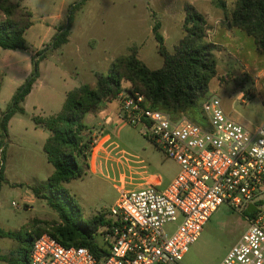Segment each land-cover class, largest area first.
<instances>
[{
    "label": "rangeland",
    "instance_id": "obj_1",
    "mask_svg": "<svg viewBox=\"0 0 264 264\" xmlns=\"http://www.w3.org/2000/svg\"><path fill=\"white\" fill-rule=\"evenodd\" d=\"M9 1L26 6L31 13L32 27L26 32L27 49L22 53L30 60L13 58L10 54L15 51L0 48V68L5 69L0 112L9 102L8 95L26 65L32 70V60L38 58L36 54L50 44L56 29L66 23L68 8L79 0ZM218 1L224 9L215 6L217 0H211V4L209 0H89L74 13L70 45L49 51L38 61L42 83L27 101L25 113L12 117L7 136L0 144L1 230L23 232L29 241L26 232L32 234V227L58 221L57 214L27 188L45 181L53 171L42 149L48 133L36 127L32 117L55 114L60 110L55 98L63 90L94 85L97 73H107L115 59L131 52L148 69H159L163 60L151 28L154 22H159L164 46L172 53L182 37L186 4L205 18L206 40L215 45L216 77L209 83V98H217L224 115L248 130L262 122L264 56L257 53L250 36L228 24L236 0ZM4 21L5 16L0 12V22ZM48 92H53L55 97L46 98ZM120 124L119 130L100 125L84 133L91 141L89 168L82 177L64 185L78 206L77 209L66 202L76 220L86 222L93 215L105 214L120 190H136L149 181L162 190L178 173L177 164L156 149L141 134L139 126ZM242 218V212L221 204L177 264H219L246 231L248 224ZM3 258L25 264L16 243L0 237V264H8Z\"/></svg>",
    "mask_w": 264,
    "mask_h": 264
},
{
    "label": "built area",
    "instance_id": "obj_2",
    "mask_svg": "<svg viewBox=\"0 0 264 264\" xmlns=\"http://www.w3.org/2000/svg\"><path fill=\"white\" fill-rule=\"evenodd\" d=\"M117 97L119 121L139 126L177 164V175L162 190L149 181L118 192L96 235L97 256L41 234L31 241L29 264H177L221 204L242 212L248 226L219 264H264V119L248 130L211 97L202 104L199 125L149 108L136 92Z\"/></svg>",
    "mask_w": 264,
    "mask_h": 264
},
{
    "label": "trees",
    "instance_id": "obj_3",
    "mask_svg": "<svg viewBox=\"0 0 264 264\" xmlns=\"http://www.w3.org/2000/svg\"><path fill=\"white\" fill-rule=\"evenodd\" d=\"M87 1L79 0L68 8L66 23L56 29L50 44L36 54L38 58L32 60L30 74L0 112V144L7 136L9 120L15 114L24 113L22 103L39 77L38 61L45 58L49 51L67 43L73 15ZM215 6L224 9L223 3L218 0ZM183 11L182 37L172 53L164 46L159 22H154L151 28L157 52L163 60L159 69H148L131 52L115 59L107 73H97L94 86L82 84L68 91L56 114L32 117L36 127L49 133L42 149L53 172L45 181L27 188L57 214L58 221L32 227V234L26 232L30 236L29 241L24 238L23 232L0 229L1 238L16 243L25 264H29L32 239L41 234L49 235L64 247H86L98 255L100 249L96 245V235L107 225L105 214L93 215L86 222L76 220L67 209L66 202L77 209L78 206L69 197L64 185L82 177L89 168L91 141L84 137V133L90 132L91 128L85 123V117L97 113L114 100L123 91V82L129 84L128 92L142 95L149 108L166 113L172 120L185 117L195 124L204 125L202 104L209 99V83L216 77L215 45L206 40L208 25L205 18L189 4L184 6ZM0 12L5 16V21L0 22V48L25 51L27 46L23 34L32 25L31 13L19 3L9 0H0ZM229 16L228 24L250 36L257 53L264 56V0H236ZM2 81L3 74L0 73V88ZM2 176L3 166L0 165V183ZM3 260L8 264H17L11 258Z\"/></svg>",
    "mask_w": 264,
    "mask_h": 264
},
{
    "label": "crops",
    "instance_id": "obj_4",
    "mask_svg": "<svg viewBox=\"0 0 264 264\" xmlns=\"http://www.w3.org/2000/svg\"><path fill=\"white\" fill-rule=\"evenodd\" d=\"M89 1V0H88ZM210 1V4H211V0ZM190 5V4H189ZM22 7H25L26 6H22ZM27 9V8H26ZM181 22V21H180ZM32 25L25 30L24 34H23V38L25 40V42L27 41L26 40V32L29 31L31 29ZM71 29V27H70ZM180 29H181V25H180ZM70 36H71V31L69 30V36H68V41L67 43H65L64 45H62L61 47H64V46H68L70 45L71 43V39H70ZM91 41H87V45L90 44ZM76 45V44H74ZM57 50V49H56ZM75 50V49H74ZM19 50H15V52H13L12 54H10L11 56H13V58H18V57H21L22 58H25V60H30L29 56H24L25 54H22L26 51H23V52H18ZM54 51V50H53ZM14 61L12 60V63ZM5 69H3V67L0 68V73L3 74V81H2V84H1V88H0V93L2 92V89H3V86H4V82H5V72H4ZM30 71H31V68L26 65V68L24 69V71L21 73V77L18 79V81L15 83V85L12 87L11 91H10V94L8 95V97L12 96L13 92L16 90V88L23 82V80L30 74ZM42 75L41 73H39V77L37 78V80L35 81V83L33 84V87L30 91V93L25 97L23 103H22V107L24 109V113H25V107H26V104H27V101L30 99V97L32 96L33 92H34V89L37 87V86H40L41 83H42ZM95 82H96V79H95ZM95 85V84H94ZM94 85H90V86H94ZM126 85V86H124ZM78 87V86H76ZM122 87H123V90H126L129 88V84L128 83H122ZM75 88V87H73ZM73 88H70V89H66L65 91L63 90V92L61 93L60 96H63V98L60 96L56 97L55 100H57V105L62 106V103L64 101V98L66 96V93L68 91H70L71 89ZM53 98L55 97L53 95V92H48L45 94V97L46 98H50L52 97ZM62 99V101H61ZM36 104V103H35ZM38 106V105H37ZM34 104H33V108H34ZM59 108V109H60ZM119 110H120V104H119V100H118V97H116L114 100H112L111 102L107 103L105 105V107H103V109H101L100 111H98L97 113L95 114H88L86 117H85V123L92 129L94 130L97 126H104L103 128L106 129L107 126H113L114 128H118V130L122 127V125L120 124L121 122L119 121L118 119V113H119ZM58 112V111H57ZM56 112V113H57ZM55 113V114H56ZM54 115V114H53ZM12 119V118H11ZM10 119V120H11ZM9 120V122H10ZM263 121V120H262ZM8 126H9V123H8ZM48 133V132H47ZM49 136V133L46 135L45 137V140L46 138ZM45 142V141H44ZM53 172V171H52ZM52 174V173H51ZM50 174V175H51ZM49 175V176H50ZM47 176V178L49 177Z\"/></svg>",
    "mask_w": 264,
    "mask_h": 264
},
{
    "label": "water",
    "instance_id": "obj_5",
    "mask_svg": "<svg viewBox=\"0 0 264 264\" xmlns=\"http://www.w3.org/2000/svg\"><path fill=\"white\" fill-rule=\"evenodd\" d=\"M253 209H254V207H253V206H250V207L248 208V210H247V213H251V212L253 211ZM242 220H244V219L242 218Z\"/></svg>",
    "mask_w": 264,
    "mask_h": 264
}]
</instances>
